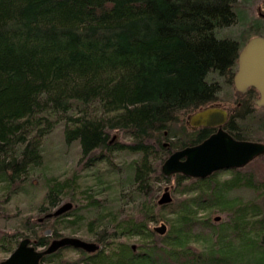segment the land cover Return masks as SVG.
I'll return each mask as SVG.
<instances>
[{
  "label": "trees",
  "instance_id": "16d2710c",
  "mask_svg": "<svg viewBox=\"0 0 264 264\" xmlns=\"http://www.w3.org/2000/svg\"><path fill=\"white\" fill-rule=\"evenodd\" d=\"M238 3L0 0V216L3 205L27 195L40 200L33 212L43 221L22 217L17 235L48 226L50 236L35 244L46 246L62 230L80 232L78 212L93 215L81 235L99 246L94 254L61 249L43 264H75L66 253L79 255L76 264H264V155L203 180L160 171L171 153L212 132L185 125L233 85L241 47L217 32L237 23ZM256 96L249 89L230 100L224 129L236 140L264 141ZM56 129L78 146L81 173L92 177L87 191L95 193L46 219L60 201L76 202L78 172L47 174L45 142ZM114 154L126 159L123 182ZM170 182L172 202L159 206V186ZM159 224L167 227L162 236L153 230ZM1 246L8 252L13 243Z\"/></svg>",
  "mask_w": 264,
  "mask_h": 264
},
{
  "label": "water",
  "instance_id": "95a60500",
  "mask_svg": "<svg viewBox=\"0 0 264 264\" xmlns=\"http://www.w3.org/2000/svg\"><path fill=\"white\" fill-rule=\"evenodd\" d=\"M233 85L235 90L241 94L248 88L255 89L259 94L256 105L264 108L263 37H254L241 48ZM228 117L229 112L217 105L190 115L187 118L189 127L217 128V131L200 144L187 146L171 153L161 164L162 175L170 177L178 174L186 178L203 180L221 170L244 168L250 162L263 156L264 143L236 140L224 130ZM171 202L170 190L169 187H166L157 204L163 206ZM71 208V203H64L45 218L61 216L69 212ZM219 219L217 217L216 221ZM42 221L43 219L39 220V222ZM153 230L162 236L166 233L167 227L165 224H161L154 227ZM45 235L47 234L45 233ZM65 248L81 250L88 254H94L99 250V246L95 242L62 237L52 240L46 249L37 251L34 243L29 238H24L7 259L0 261V264H41V259L44 256H50ZM132 249L134 250L135 247L133 246Z\"/></svg>",
  "mask_w": 264,
  "mask_h": 264
},
{
  "label": "rangeland",
  "instance_id": "374dc122",
  "mask_svg": "<svg viewBox=\"0 0 264 264\" xmlns=\"http://www.w3.org/2000/svg\"><path fill=\"white\" fill-rule=\"evenodd\" d=\"M260 11L264 12V0H239V3L237 5V14H238L237 23L234 24L233 26L229 27V28H225V29L217 32L218 37L219 38H230V39L236 41L241 48L250 39L256 37L257 33H259L260 35H263V37H264V20H261L259 18L258 14ZM233 98H236V91H235L233 85L231 84L230 86L226 87V91H225V89H224V92L222 91V94L220 96L219 105L231 112L230 107L232 106V104H231L230 100H232ZM187 117H189V115ZM252 117H254V119H252L253 124L258 122V118L260 119V117H258L256 114H255V116H252ZM180 121H182V120H180ZM184 124H185V122H184ZM179 128H180V126H179ZM185 128L187 131H189V129L186 125H185ZM52 136H53V138L47 139L45 142L46 146H47V150L50 153V155H48V160H49L50 166H49V170L47 169V174L59 175L61 178H64L66 175L69 176L73 171H76L79 174H77L76 177L74 175V178H76V180H75L76 181V187H75V191L73 193V196H74V201H76V202H72V201H69L67 199L60 201L58 203L57 207L51 208V211H54L56 208H58L59 206H61L64 203H67V202L71 203L73 207L78 209V206L80 204H82V202L84 200V198H83L84 193L86 195H92L95 193V191L92 193L87 191L89 188V185H91L93 183L92 177H87L85 173L84 174L81 173V170L83 172L85 170L84 169L85 167H83V164H84V166H86V165H85V162L81 161L82 156H81V152H80L78 146L77 145H66L64 143V141L62 140V133L58 129H56V131H54ZM115 137H116V135L113 136L114 140L116 139ZM255 142H257V141H255ZM262 143H264L263 140H262ZM164 144L168 145V142H164ZM97 155H98V153H97ZM112 157H114V164L112 166V170L117 172L116 177L123 182L126 179V169H125V167L122 168L123 167L122 163H126V159H124L123 157H121L118 154H114ZM104 168L105 167H102V169H104ZM41 174H43V173H41ZM108 179L115 181V179L113 177L112 178L110 177ZM173 183H175V182H173ZM171 186L173 187V185H171V182L169 184H167V183L160 184L159 188L161 187V190L159 191V195H158L159 197L158 198H160V196L163 194L164 189L166 187L170 188ZM170 194H171V197L173 199L174 194L172 193V191L170 192ZM32 195H33V191H30L28 196L32 197ZM25 196H27V195L20 196V197H18L19 198L18 200H15V201L11 200L8 203H6V205H3L5 212L0 216V246L2 245V242H4L6 240L8 242H12L13 247L8 252H4V251L0 252V261H3L10 256V254L17 248L19 242L22 239L29 238L31 241H37V239L42 237V234H43V232H45V230H51V228L48 226L44 229L36 227L35 230L37 233L35 236L30 235V236L26 237V236H24V234H23V236L17 235L18 234L17 233L18 232L17 221H19L22 217H26V216L28 217L29 216V217H31V220H32V218H34L35 221L41 219V218L39 219V217H41V216H39V217L35 216L34 217V212H33V210L35 209V206L40 202V200H35L34 202H31ZM105 197H108V196L106 195ZM98 198L103 199L104 197L100 196ZM104 201L107 204V205H104L105 206L104 208L105 209H111V204L109 203L110 200L104 199ZM77 203H80V204H77ZM77 216L82 217V219L78 221L79 223H81V225L79 226L80 232L72 233L70 231H66V232L71 233V234H66L65 230L64 231L62 230L60 234L62 237H74V238H79V239H83V240H88V239L82 238V235H81L82 229H80V228H81V226H83L84 228L89 226V224H87V223L92 222V220H93L92 216L93 215L89 216V215L85 214V216L83 217V215H81V213L78 214V212H77ZM32 221H34V220H32ZM159 225H153V227H156ZM88 241H93V240L89 239ZM78 258H80V257L77 253H66V259L68 262H75V264H76Z\"/></svg>",
  "mask_w": 264,
  "mask_h": 264
},
{
  "label": "flooded vegetation",
  "instance_id": "af4514ba",
  "mask_svg": "<svg viewBox=\"0 0 264 264\" xmlns=\"http://www.w3.org/2000/svg\"><path fill=\"white\" fill-rule=\"evenodd\" d=\"M259 18L261 19V20H264V12H259ZM256 37H262V36H256ZM264 38V37H263ZM236 71H237V67H236ZM236 73V72H235ZM249 89H253V88H248L244 93H242L243 95L244 94H246L247 92H248V90ZM255 90V89H254ZM255 92H256V94H257V96H256V98H255V100H254V102H255V107L256 108H263V107H257V105H256V102H257V100L259 99V94H258V92L255 90ZM239 93V92H238ZM239 94H241V93H239ZM241 94V95H242ZM220 106L219 104H215V105H213V106ZM221 107V106H220ZM221 108H223V107H221ZM223 109H225V108H223ZM202 110V109H201ZM226 110V109H225ZM199 111V110H198ZM197 111V112H198ZM228 111V110H227ZM229 112V117H230V114H231V112L230 111H228ZM196 113V112H195ZM194 114V113H193ZM229 117H228V121H229ZM228 121H227V123H228ZM226 123V124H227ZM187 127H188V129H189V131L191 132V133H194V132H198V131H201V130H207V129H209V130H212V132H211V134L210 135H212V134H214L216 131H217V128H205V127H199V128H192V127H189V125H188V123H187ZM225 127V126H224ZM225 130V129H224ZM209 135V136H210ZM208 138V137H207ZM206 138V139H207ZM205 140V139H204ZM204 140H202L201 142H203ZM201 142H199V143H196V144H194V145H197V144H200ZM165 145V144H164ZM194 145H190V146H194ZM72 208H73V206H72ZM44 233V236H46V237H49L50 236V230H45V232H43ZM45 233L47 234V235H45ZM59 238H62V236L61 237H59ZM56 239H58V238H56ZM52 240H54V239H52ZM51 240V241H52ZM50 241V242H51ZM85 241H88V240H85ZM32 243H34V246L36 247V250L37 251H42V250H44V249H46L47 248V246L50 244V242L48 243V245H46V246H40V247H38V246H36L35 244H36V241H31ZM88 242H94V241H88ZM96 243V242H95ZM97 244V243H96ZM32 245V244H31ZM98 245V244H97ZM51 256V255H50ZM44 258H48V256H44L42 259H41V264H43V259Z\"/></svg>",
  "mask_w": 264,
  "mask_h": 264
},
{
  "label": "bare ground",
  "instance_id": "6f19581e",
  "mask_svg": "<svg viewBox=\"0 0 264 264\" xmlns=\"http://www.w3.org/2000/svg\"><path fill=\"white\" fill-rule=\"evenodd\" d=\"M158 202V201H157ZM72 209V208H71ZM72 238H74V237H72ZM79 239V238H78ZM82 240V239H81Z\"/></svg>",
  "mask_w": 264,
  "mask_h": 264
}]
</instances>
